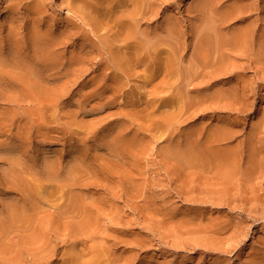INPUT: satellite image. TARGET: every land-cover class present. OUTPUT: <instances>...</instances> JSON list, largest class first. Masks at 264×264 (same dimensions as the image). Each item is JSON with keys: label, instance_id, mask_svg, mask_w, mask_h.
<instances>
[{"label": "rangeland", "instance_id": "rangeland-1", "mask_svg": "<svg viewBox=\"0 0 264 264\" xmlns=\"http://www.w3.org/2000/svg\"><path fill=\"white\" fill-rule=\"evenodd\" d=\"M25 1L0 0V264H264V71L246 77L252 100L247 92L240 102L221 97L205 105L208 87L211 95L231 79L211 85L196 65L201 30L238 27L230 17L236 1L212 0L216 6L204 9L208 0H155L154 16L140 29L158 52L138 65L114 64V52L93 47L107 43L113 21L108 30L95 11L76 17L71 0H35L46 8L39 13ZM248 1L258 4L253 19L264 27V0ZM223 16L228 21H219ZM95 17L107 35L98 33ZM175 23L183 31L173 43L167 36ZM165 46L180 47L182 70L201 68L192 85L184 81L192 73L183 72L176 80L185 84L174 83L179 91L170 86ZM230 106L238 113L227 112ZM224 125L231 138L220 146L241 148L237 166L247 170L227 181L233 186H222L214 164L199 157L205 136Z\"/></svg>", "mask_w": 264, "mask_h": 264}, {"label": "bare ground", "instance_id": "bare-ground-1", "mask_svg": "<svg viewBox=\"0 0 264 264\" xmlns=\"http://www.w3.org/2000/svg\"><path fill=\"white\" fill-rule=\"evenodd\" d=\"M12 2L14 1V0H11ZM22 1V0H21ZM21 1H19L18 0V2L20 3ZM24 1V0H23ZM28 2L30 1V0H27ZM27 1H25V5H23V6H27ZM42 1V0H41ZM70 1V0H69ZM209 2L207 3V4H205V3H203V4H205V8L204 9H207L208 7H215L216 5H212V0H208ZM214 1V0H213ZM236 2L234 3V7H233V12H231V16L230 15H228V16H230L231 17V19H232V21L231 22H233V23H235L238 27L237 28H234L233 26H232V29L234 28V30H232L231 28V30H227L228 29V27L226 28V29H223V28H220L219 26H217L218 24H219V21L220 20H222L224 17V19H226L227 21H228V19H227V17L228 16H223V17H220V19H219V21L218 22H214V23H216V26H217V28L215 27V28H213L212 29V26L210 27L212 30H210V28L209 27H206L208 30H205V31H203V30H201V32H204L202 35H201V37H199V40H197V41H199L200 42V44H199V46L198 47H196L197 48V58L196 57H193V58H195V60L197 59V60H199L197 63H196V65L198 66V65H200L203 69H201V68H199V67H197L199 70H200V74H199V76H201V78H203L202 80H204V82H205V80L207 81V82H209V83H211L210 81H215V82H217V81H220V80H222V79H231V82H230V84H232V85H228V87L229 88H227V89H220V88H218L217 87V90H215V88H214V92L212 93L211 91V95L210 94H208L209 93V87H208V89H207V91L204 89V92L206 91V92H208L205 96L203 95V97H202V104H205L206 105V103L208 104V102L209 101H211V100H215V101H217V99H220L221 97H230V98H232L233 96L235 97L234 98V101L236 100V102H237V100H238V98L237 97H242L241 95H244L245 96V94L247 95V92L250 90V91H252L251 90V88H249L248 87V85H247V78L246 77H248L247 75H248V73H250V72H252V70L254 71V73L255 74H259V73H262L263 71H264V30L261 32L260 30V28H261V26L263 27V25L262 24H260L259 23V21L258 20H255V19H253V16L256 14V12H258V9H259V7H257V3L256 4H251L250 3V1H248V0H235ZM32 1H30V3H31ZM154 2H155V0H71V3H70V5H71V8H70V13L72 12L73 13V15H75L76 17H79V16H82V15H84L85 17H90L91 15H90V12L92 11V13L95 11V13H97L96 15V17H98V15H99V17L101 16V18H102V20L100 19V22L101 23H99V22H97V21H99L96 17V19L95 20H93L92 19V21L94 22L95 21V23L94 24H96V27L98 26L97 24L99 23V24H102V23H104L105 24V26H106V24H107V28H108V30H109V28H110V23L112 24V21H113V23H115V26H113V28L115 27V29H117L116 30V32H115V30H114V32H115V34L112 36L111 34H110V30H113V28H111L110 30H109V34H108V32L106 31L105 33L103 32V29H105L104 27L105 26H103V25H100V26H102V27H100V26H98V27H100V29L98 30V33H102L104 36L105 35H107L108 34V36H106V38L108 37V39H107V43H104L103 41V43H102V45L104 46H102L101 45V43H100V45L98 44V45H96L97 43H92L93 44V47H97V48H99L100 47V50H99V52L100 53H102V55L104 54L103 53V51L101 52V50L103 49H109V51L111 52V53H113V63L114 62H117L116 64H122V63H124L125 61H128V59H129V61L130 62H132V64L134 63V64H142V62H144L145 60H147V59H150V54H152L153 53V55H154V52L153 51H155V52H158V48H157V44L155 43L156 41H154V40H152L151 38H152V35L151 36H149V38L148 37H145V36H147V35H149V33L148 34H143V33H141L142 31H141V29H140V23L142 24L143 22L142 21H144L145 19H149L150 17V19H152V15L154 14V6H155V4H154ZM216 2V1H215ZM15 3V2H14ZM14 3H11L10 5H13ZM17 3V2H16ZM18 3V4H19ZM30 3H28V7L29 8H27L26 7V9H31L30 7H31V4ZM21 4V3H20ZM24 4V3H23ZM29 4H30V6H29ZM216 4V3H215ZM14 6V5H13ZM22 6V7H23ZM32 8L34 9V11H36L35 10V8H34V6L36 7V9H37V11H36V13H39L40 11L42 12V10H45L46 8H43L44 7V3L42 4V3H40L39 1L37 2V1H35V0H33V4H32ZM107 6H109V8L107 7ZM18 6H16V11H17V9L19 8H17ZM10 8V7H9ZM14 8V7H13ZM211 8V9H212ZM11 9H12V7H11ZM21 9V8H20ZM22 9H25V8H22ZM33 9H31V12H34L33 11ZM3 10L4 9H2L1 10V13L3 12ZM230 10H232V9H230ZM28 10H26V13H29V12H27ZM262 11V10H261ZM264 11V10H263ZM25 13V14H26ZM233 13V14H232ZM34 14V13H33ZM226 14H228V13H226ZM258 14H259V12H258ZM257 14V15H258ZM222 15H224V14H222ZM154 16V15H153ZM262 16H264V14L262 15ZM75 17V18H76ZM92 17H94V16H92ZM91 17V18H92ZM255 17V16H254ZM80 18V17H79ZM257 18V17H256ZM262 19H263V17H261ZM69 19H71V18H69ZM69 19H67V21H69ZM73 19V18H72ZM83 20V19H82ZM91 20V19H90ZM71 21V20H70ZM69 21V22H70ZM73 21L75 22V20L73 19ZM84 22L83 23H86L85 22V20H83ZM107 21V22H106ZM146 21V20H145ZM149 21V20H148ZM224 21V20H223ZM263 21H264V19H263ZM262 21V22H263ZM72 22V21H71ZM74 22H73V24H74ZM89 21L87 20V23H88ZM210 22H212V21H210ZM76 24H77V22H75ZM87 23H86V25H87ZM264 23V22H263ZM69 24V23H68ZM76 24H74V25H76ZM93 24V23H92ZM223 24V23H222ZM232 24V23H231ZM239 24V25H238ZM79 25V24H78ZM89 25H91V23L89 22V24H88V26ZM114 25V24H113ZM225 25H227V24H225ZM73 26V25H72ZM91 26H93V25H91ZM109 26V27H108ZM112 26V25H111ZM173 26V25H172ZM221 26V25H220ZM227 26H229V25H227ZM80 28V26H77V28ZM82 27V26H81ZM94 27H95V25H94ZM94 27H93V29H94ZM117 27V28H116ZM180 27V26H179ZM226 27V26H225ZM73 28H75L76 29V26H73ZM72 28V29H73ZM106 28V29H107ZM172 28V27H171ZM181 28V27H180ZM180 28H177V25H176V23H175V28H173V29H171V30H169L170 31V34L168 33V36H167V39L169 38V35L171 36V38L173 37H176V38H172L173 40V43H174V41H175V39H177L178 38V36H179V34H180V36H181V33H179V30L178 29H180ZM170 29V28H169ZM263 29H264V27H263ZM181 30H182V28H181ZM210 30V31H209ZM227 30V31H226ZM93 31V30H92ZM96 31V30H95ZM168 31V32H169ZM183 31V30H182ZM196 31H197V35H199L198 33V29H196ZM195 31V32H196ZM97 32V31H96ZM144 32V31H143ZM194 32V33H195ZM200 32V33H201ZM94 33V32H93ZM111 33H113V32H111ZM185 33V32H184ZM66 34V33H65ZM90 34V33H89ZM102 34L101 35H99V36H102ZM150 34H152L151 32H150ZM87 35H88V33H87ZM97 35V36H98ZM182 35H183V32H182ZM186 35V34H185ZM196 35V36H197ZM66 36H69V34L68 35H66ZM70 36H71V34H70ZM98 36V37H99ZM194 36H195V34H194ZM193 36V37H194ZM87 37V36H86ZM85 37V38H86ZM103 37V36H102ZM182 37V36H181ZM183 37H184V35H183ZM60 38H62V36H60ZM63 38H64V36H63ZM62 38V39H63ZM67 38V37H66ZM89 38H90V35H89ZM88 38V39H89ZM106 38H104V39H106ZM195 38V37H194ZM198 38V37H197ZM58 39V38H57ZM99 39V38H98ZM155 39V38H154ZM157 39V38H156ZM179 39H180V37H179ZM65 40V39H64ZM100 40V39H99ZM164 40V39H163ZM166 40V39H165ZM154 41V42H153ZM158 41V40H157ZM167 41V40H166ZM165 41V42H166ZM168 41H169V39H168ZM178 41V40H177ZM195 41H196V39H195ZM55 42V41H54ZM54 42H50V44H52V43H54ZM85 42V41H84ZM88 42V41H87ZM101 42V41H100ZM158 42H160V41H158ZM180 42H181V39H180V41H179V44H180ZM74 43H75V41H74ZM162 43V42H161ZM169 43H172V42H169ZM168 43V44H169ZM195 43V42H194ZM76 44V43H75ZM81 44V43H80ZM176 44H177V46H181V45H178V42H176ZM82 45H84L85 46V44H82ZM160 45V44H159ZM163 45H166L165 43L163 44ZM163 45H161V46H163ZM172 45H175V44H172ZM195 45V44H194ZM102 46V47H101ZM177 46L175 47V48H177ZM83 47V46H82ZM166 47V46H165ZM164 48V47H163ZM169 48V47H168ZM173 48V47H172ZM195 48V49H196ZM127 50L128 51V54L129 53H131L130 54V56L131 57H126V58H122V54H125V52H123V50ZM162 49V48H161ZM178 49V50H177ZM177 49H168L167 50V47H166V50L167 51H165V50H161V55H162V53H171L169 56H167V59H168V62H167V68L166 69H168L169 70V74H171L172 76L171 77H173L172 79H178L179 77H181L182 75V73L183 74H186V73H188L187 72V70H182V68L178 65V61L177 60H179V59H181V58H178L177 56H175V55H178L179 56V49H180V47H178ZM174 50L175 51H177L176 52V54L174 53V54H172L173 52H174ZM98 51V50H97ZM194 52L196 51V50H193ZM109 52V53H110ZM178 53V54H177ZM127 54V53H126ZM193 54H195V53H193ZM39 55H41L42 56V58H43V56H45V54L43 55V54H39ZM110 55V54H109ZM156 55V54H155ZM166 55V54H165ZM41 56H40V58H41ZM48 56V57H47ZM47 56H45V60H47L49 63H50V65H57V63H59V57L58 56H52V55H47ZM124 56V55H123ZM127 56V55H126ZM157 56V55H156ZM156 56H155V58H156ZM158 56H159V53H158ZM164 56V55H163ZM162 56V57H163ZM195 56V55H194ZM110 57H111V55H110ZM159 57H161V56H159ZM161 57V58H162ZM180 57V56H179ZM192 57V56H191ZM158 58V57H157ZM165 58V57H164ZM178 58V59H177ZM44 59H43V61H44ZM126 59V60H125ZM192 59V58H191ZM157 60V59H156ZM194 60V59H193ZM194 60V63L196 62ZM160 61V60H159ZM162 61H164V59L162 60ZM177 61V62H176ZM47 62V63H48ZM179 62H181V61H179ZM71 63V62H70ZM127 63V62H126ZM165 63V62H164ZM115 64V63H114ZM125 64V63H124ZM128 64V63H127ZM131 64V65H132ZM153 64V63H152ZM166 64V63H165ZM229 64V65H228ZM130 65V64H129ZM155 65H157V64H155ZM163 65V64H162ZM193 64H192V62H191V65L189 64V66H188V69H189V71H190V66H192ZM195 65V64H194ZM71 66H73V63H72V65ZM101 66V65H100ZM100 66H98V67H100ZM165 66V65H164ZM165 66V67H166ZM70 67V66H69ZM152 67V66H151ZM158 66H155V68H157ZM163 67V66H162ZM193 67V66H192ZM196 67H194V68H196ZM50 68H52V67H50ZM196 68V69H197ZM151 69V68H150ZM185 69H187V68H185ZM153 70V69H152ZM155 70V69H154ZM153 70V71H154ZM158 70H159V67H158ZM160 70H161V67H160ZM160 70H159V72H160ZM162 70H164V71H167V73H168V70H165V69H163L162 68ZM198 70V71H199ZM164 71H161V72H164ZM197 71V73H195L194 72V70H193V73H195V74H193L192 73V70L190 71L192 74L191 75H189V76H186V77H188V78H186V80H184L185 81V83H188L189 85H192L193 83L192 82H194V81H196L197 79H196V77H197V75H198V72ZM190 72L188 73V74H190ZM158 73V72H157ZM181 73V74H180ZM154 74H156V73H154ZM169 74H166V75H168V77H166V79L168 78L169 79V81L172 83L173 81H175V80H173L172 81V79L170 78V75ZM197 74V75H196ZM202 74V75H201ZM262 74H264V73H262ZM159 75H160V73H159ZM158 75V76H159ZM181 75V76H180ZM250 75V74H249ZM259 75H261V74H259ZM258 75V76H259ZM184 76V77H185ZM253 76H254V74H253ZM256 76V75H255ZM264 76V75H263ZM175 77V78H174ZM190 78H192V79H194V80H192V82H190ZM198 78V77H197ZM180 79V78H179ZM178 79V80H179ZM184 79V78H183ZM187 79L189 80V81H187ZM196 79V80H195ZM199 79V78H198ZM262 79H264V78H262ZM262 79H260V80H262ZM228 80H227V82H228ZM184 81H183V84H185L184 83ZM230 81V80H229ZM179 81H177L176 80V82H173L172 84L170 83V86H173V90L174 89H176V88H178L179 86L178 85H176L175 86V84L176 83H178ZM223 82V81H222ZM226 82V83H227ZM175 83V84H174ZM182 84V81L181 82H179V84ZM209 83H207V84H209ZM182 84V85H183ZM249 84V83H248ZM210 85V84H209ZM211 85H212V83H211ZM214 85V84H213ZM176 88H175V87ZM178 86V87H177ZM205 86H207V85H205ZM218 86V85H217ZM29 87H31V86H29ZM183 87V86H182ZM181 87V88H182ZM204 87V86H203ZM212 87V86H211ZM216 87V86H215ZM225 88H226V86H224ZM26 88V89H25ZM171 88V87H170ZM29 88H27V86L25 87L24 86V90H26V92H27V90H28ZM31 90H32V88H30ZM37 89V88H36ZM172 89V88H171ZM171 89H167V90H169V92H171L170 90ZM213 89V88H212ZM256 89V88H255ZM255 89H254V91L253 92H255ZM35 89H33V91H34ZM164 90H166V89H164ZM177 91H179V89H176ZM211 90V89H210ZM198 91H200V90H198ZM28 92H31L30 90L28 91ZM35 92H36V90H35ZM176 92V91H175ZM204 92H202V93H204ZM252 92V94H255V93H253ZM34 93V92H33ZM249 93V95H248V97L250 96V93L251 92H248ZM29 95L31 94V93H28ZM35 94V96L37 97L38 96V94H39V92L37 93V95H36V93H34ZM34 94L32 95L33 96V98H32V102H34L35 103V101H34ZM205 94V93H204ZM173 96H174V94H172ZM31 96V95H30ZM31 96V97H32ZM40 96V95H39ZM177 96V95H176ZM35 97V98H36ZM40 97H42L43 98V95L42 96H40ZM248 97H246V99H248ZM251 97V96H250ZM249 97V98H250ZM253 97H255L254 95H253ZM253 97H251V100H252V98ZM42 98L40 99V101H42ZM243 98V97H242ZM222 99V98H221ZM240 99V98H239ZM38 100H39V97H38ZM37 100V101H38ZM226 100V99H225ZM231 100V99H230ZM229 100V98H228V102L227 101H225L226 103H231V101ZM241 100V99H240ZM240 100H238V102H240ZM26 101V100H25ZM219 101V100H218ZM245 101V100H244ZM222 102V101H221ZM220 102V103H221ZM236 102H234L235 104H237ZM21 103V102H20ZM37 103H40L41 104V102H37ZM219 103V104H220ZM246 103H248V102H246ZM252 103V105H253V103H254V101L253 102H251ZM250 102H249V104H251ZM22 104V103H21ZM223 105H224V103H222ZM232 104H233V99H232ZM223 105H222V107H223ZM227 105V104H226ZM230 105V104H229ZM229 105H227V107L229 106ZM238 105H239V103H238ZM241 105V104H240ZM239 105V106H240ZM252 105H250V106H252ZM39 106V105H38ZM38 106H36L35 105V108L36 107H38ZM43 105L41 104L39 107H40V109H41V107H42ZM204 106V105H203ZM225 106V105H224ZM233 106V105H232ZM239 106H237V107H239ZM241 106H243V105H241ZM246 106V105H245ZM22 107V106H21ZM38 107V108H39ZM206 107V106H205ZM208 107V106H207ZM206 107V108H207ZM220 107V106H219ZM234 107V106H233ZM236 107V106H235ZM181 109H180V111L183 109V107H180ZM225 109H226V106L224 107ZM223 108V109H224ZM232 107L230 106V108H228L227 109V112H228V110H230ZM241 108V107H240ZM37 109V108H36ZM219 109V108H218ZM217 109V110H218ZM224 109V110H225ZM243 109V108H242ZM246 109V108H245ZM216 110V111H217ZM221 110V109H220ZM232 110H233V112H235V110L232 108ZM236 110H237V108H236ZM244 110V109H243ZM42 111V110H41ZM40 111V112H41ZM245 111L246 110H244V112H242V114L243 113H245ZM248 111V110H247ZM230 112H231V110H230ZM241 112V111H240ZM240 112H239V114H240ZM39 113V112H38ZM235 113H238L237 111L235 112ZM3 114H5V113H3ZM2 114V115H3ZM9 114V113H8ZM8 114H7V116H8ZM246 114V113H245ZM241 115V114H240ZM10 116H13V117H15V115H10ZM244 116V114L241 116V118ZM9 117V116H8ZM13 117H11V118H13ZM3 118V119H2ZM0 117V119H2V120H4V116L3 117ZM240 117H238V119H239ZM5 119H7V118H5ZM14 119V118H13ZM1 120V121H2ZM8 120L9 121H11L10 119H7V122H8ZM229 120V119H228ZM241 120V119H240ZM239 120V121H240ZM227 121V120H226ZM234 121H236L237 122V119L235 120L234 119ZM229 122V121H228ZM240 122H242V121H240ZM4 122H2V124H3ZM224 123H225V121H224ZM227 123V122H226ZM225 123V124H226ZM230 123H228V125H229ZM232 124V123H231ZM238 124V123H237ZM233 125H235V123H233ZM220 127H221V124L219 125ZM217 127V128H219V129H217L216 130V135H214V134H207L205 137H206V139H204V141H203V144H202V156L201 155H199V157L201 158V162H202V164H204V163H213L214 164V166H215V168H217L216 170L218 171V175L217 176H219V174H220V178L222 179V186H224L225 184V182H226V185L228 184L229 186L232 184V186L236 183V181H235V183L233 184V183H231V184H229L230 182H227V181H229L230 179L232 180V179H234L236 176L238 177L239 175H242V174H244V171H247L246 170V168L244 169V171H243V173L241 174V172H242V170H241V168H239V166H237L238 165V163H239V161H237L238 159H242L240 156L241 155H243V153L240 155V156H238V152H240V150H242L240 147V150H238V146L236 147V146H232L233 145V143H232V141L231 142H228V143H232L231 144V146H232V148H230V147H225V145L223 144V146L226 148H224V147H222V146H220V139L223 137L224 138V136L225 135H228L229 133H228V131L230 130V129H227V128H229V127H227L226 128V125H224V129H221L220 127ZM232 126V125H231ZM236 126V125H235ZM238 126V125H237ZM233 127V126H232ZM234 128V127H233ZM232 128V129H233ZM231 129V130H232ZM234 130H232L231 131V133L233 132ZM228 133V134H227ZM232 136V135H231ZM227 138H228V136H227ZM229 138H231V137H229ZM228 138V139H229ZM228 139H226V137L224 138V141L226 140H228ZM234 139V138H233ZM233 139H230V140H233ZM215 140V142H216V146H217V151H216V154H215V157L216 158H211V152H212V149L215 147V143L213 142ZM223 140V139H222ZM222 143H223V141H222ZM226 143V142H225ZM236 143H234V145H235ZM226 145H229V144H226ZM236 145H239V144H236ZM237 148V149H236ZM224 149V150H223ZM189 151H191V150H189ZM238 151V152H237ZM243 151V150H242ZM245 152V151H244ZM241 153V152H240ZM257 153V152H256ZM246 154H247V152H246ZM249 155V154H248ZM253 155V154H252ZM256 155V154H255ZM245 156H247V155H245ZM245 156H244V158H245ZM249 156H251V154L249 155ZM249 156H248V158H249ZM254 156V155H253ZM239 157V158H238ZM243 157V156H242ZM247 158V157H246ZM251 159H253L254 160V158H256V157H254V158H252V157H250ZM249 158V159H250ZM250 159V160H251ZM236 160V161H235ZM247 160V159H246ZM245 160V161H246ZM255 161V160H254ZM261 161H263V160H261ZM204 162V163H203ZM246 162H248V161H246ZM250 162V161H249ZM256 162V161H255ZM259 161H257V163H255L256 165H258L259 163H258ZM245 163V162H244ZM250 163H252V160H251V162ZM240 164H243V163H241V161H240ZM248 164V163H247ZM247 164H245V165H247ZM261 164H263V163H261ZM208 165V164H207ZM244 164H243V166H245ZM256 165H255V168H256ZM264 165V164H263ZM262 165V166H263ZM204 166H206V164L204 165ZM240 166H242V165H240ZM253 166V165H252ZM259 166V165H258ZM262 166H259V167H262ZM208 167V166H207ZM246 167V166H245ZM249 167H251L250 165L249 166H247V168H249ZM244 168V167H243ZM252 168V167H251ZM250 168V169H251ZM253 169H254V166H253ZM257 169V168H256ZM252 171V170H251ZM250 171V172H251ZM254 171V170H253ZM248 172H249V170H248ZM249 172V173H250ZM256 172H257V170L256 171H254V174H256ZM253 173V172H252ZM253 174V175H254ZM243 177H245V175H242ZM250 176H252V175H250ZM249 176V177H250ZM246 177H248V175L246 176ZM219 178V180H221ZM221 182V181H220ZM225 185V186H226ZM227 185V186H228ZM236 185V184H235ZM223 188V187H222ZM225 189H227V187H224ZM223 188V189H224ZM232 188V187H231ZM222 189V191H224ZM228 189H230V187L228 188ZM225 191H227V190H225ZM225 191H224V193H225ZM228 192V191H227ZM227 192H226V194H227ZM223 193V194H224ZM222 194V195H223ZM225 194V195H226ZM230 193L228 192V195H229ZM227 195V196H228ZM231 195V194H230ZM230 195H229V197H230ZM228 197V198H229ZM224 199V200H223ZM225 196L223 197V198H221V200L224 202L225 201ZM227 200V202H229V200L228 199H226ZM226 202V203H227ZM225 203V202H224ZM220 204H221V202H220ZM222 205H223V203H222ZM225 205H228V204H225ZM223 207H225V206H223ZM102 215V214H101ZM101 215L99 216V217H101ZM97 218H98V216H97ZM228 223V222H227ZM220 224V223H219ZM226 224V223H225ZM222 225V224H221ZM227 225V224H226ZM218 226V225H217ZM231 226V225H230ZM220 227V226H219ZM227 228V226H225V225H222L221 226V230L224 232V230ZM219 229V228H218ZM217 230V229H216ZM226 231V230H225ZM218 232V231H217ZM223 234V233H222ZM108 260V258H106V261ZM101 263H102V261L101 260H99ZM98 261V262H99ZM109 262V261H108ZM108 262H106V263H108ZM111 263V262H110Z\"/></svg>", "mask_w": 264, "mask_h": 264}]
</instances>
